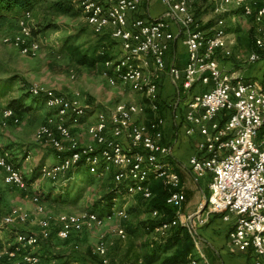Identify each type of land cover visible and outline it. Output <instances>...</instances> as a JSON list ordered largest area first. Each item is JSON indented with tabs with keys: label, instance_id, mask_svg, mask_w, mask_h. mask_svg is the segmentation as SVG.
Listing matches in <instances>:
<instances>
[{
	"label": "built area",
	"instance_id": "obj_1",
	"mask_svg": "<svg viewBox=\"0 0 264 264\" xmlns=\"http://www.w3.org/2000/svg\"><path fill=\"white\" fill-rule=\"evenodd\" d=\"M148 0H74L83 17L97 35H109L118 45L119 54L102 64V76L112 87L128 88L141 102L120 103L107 110L37 85L28 92L39 98L51 113L37 131V139L53 148L56 162L44 164L41 175L54 182L67 181L78 168L88 167L100 179L113 178L115 192L112 209L101 215L87 211L47 216L42 199L33 196L36 212L43 216L39 234H17L12 243H0V255L20 258L22 264H41L36 249L51 239L65 242L85 231L119 222L120 241L128 239L129 205L137 198H154L152 183L160 181L167 188L166 204L175 211L172 220L166 213L151 212L144 231L161 240L176 228H185L194 243V251L181 264H213L203 249L200 230L219 215L233 224L231 246L246 253L252 251L256 264H264V85L227 72L222 64L235 58L234 41L228 31L226 14L230 8L253 18L255 51L240 64L251 66L264 53V0H209L214 3L216 24L204 28L196 17V0H160L166 11L156 20L141 16ZM33 11H23L17 18L18 32L4 38L24 56H34L42 45L34 34ZM181 38L187 63L180 68L169 64L167 56ZM165 78L175 98L174 112L184 111L181 124L185 135L198 134L197 154L189 160L194 181L210 177V195L193 214L183 218L186 201L182 179L174 167L173 147L164 142L166 120L161 112V81ZM264 80V75H263ZM199 87L201 89H199ZM148 110L153 118L148 119ZM3 124L20 123L11 109L2 112ZM176 117H179L177 114ZM85 128L92 143L83 146L76 130ZM0 170L7 186L28 191L29 186L9 155H0ZM62 183V184H63ZM63 184V185H64ZM117 207V204L120 203ZM30 216L13 209L3 218V225H24ZM93 254L103 264H110L108 242L102 238Z\"/></svg>",
	"mask_w": 264,
	"mask_h": 264
},
{
	"label": "rangeland",
	"instance_id": "obj_2",
	"mask_svg": "<svg viewBox=\"0 0 264 264\" xmlns=\"http://www.w3.org/2000/svg\"><path fill=\"white\" fill-rule=\"evenodd\" d=\"M58 1L43 0L33 10L32 24L35 28V37L42 45L41 51L34 56H24L14 47L4 44V38L13 37L18 32L15 21L18 16L0 17V155L8 154L10 162L17 167L29 184L28 191L7 186L4 182V173L0 170V243L14 242L17 234L30 236L39 234V222L43 216L36 212L34 195L41 197L45 208L44 215L80 214L102 208L101 202L112 187L110 177L100 179L85 166L70 173L65 184L62 181L54 183L41 175L39 168L42 165H52L56 162L55 150L37 139L38 129L51 113L43 102L33 103L35 99L28 96L29 87L37 85L45 90L79 96L84 103L102 110L120 103H140L142 100L128 88L109 85L102 76L100 64L90 67L78 63L74 49L80 54L92 51L100 36L94 33L81 10L74 4L71 5L69 13L56 11L53 6ZM214 6L209 0L195 1L194 12L197 15V12L201 11V16H197L204 28H209L217 22L213 13ZM226 18L228 31L235 41V55L246 61L254 50V20L233 8L229 9ZM107 47L111 55L119 54L116 43L109 41ZM262 61L264 53L255 66L264 65L260 63ZM241 66L237 69L250 68L246 63ZM24 96L29 97L27 106L31 109L20 115L18 125L9 123L4 126L3 110L8 108L12 101ZM88 137L87 130L81 128L77 138L83 146L92 143L88 142ZM121 203H118L117 207ZM128 208L131 218L127 224L134 233L128 232L126 241L117 238L116 231L120 223H109L101 229L85 231L82 235L76 236L72 245L53 239L47 243L54 245L46 249L42 243L36 249L41 264H53L55 260H57L55 264H71L79 255L85 256L83 264H100L98 260L91 258L89 253L94 251L102 238L108 242L110 264H141L140 259L145 254L157 250L161 240L141 229L150 219L147 210L136 207L134 201ZM13 209L26 212L30 216L29 221L14 227L3 225V218ZM76 245L78 250L75 249ZM63 251L70 254H63ZM20 260V258L11 260L5 255H0V264H22Z\"/></svg>",
	"mask_w": 264,
	"mask_h": 264
},
{
	"label": "crops",
	"instance_id": "obj_3",
	"mask_svg": "<svg viewBox=\"0 0 264 264\" xmlns=\"http://www.w3.org/2000/svg\"><path fill=\"white\" fill-rule=\"evenodd\" d=\"M166 8L163 6L160 0H148L142 7L141 16L146 20H156L163 16ZM23 10L16 9L11 13V16H19ZM18 18V17H17ZM17 18L15 19L17 23ZM231 39L232 35L230 34ZM235 43V41H234ZM235 44H234V54H235ZM233 60V61H231ZM225 60L222 62L225 70L236 76H241L246 80H254L263 83L264 75V65H259L258 67L254 65L249 66V69L238 70V67H242L240 63L236 61V55L234 59ZM167 62L169 64L176 63L180 68H184L187 63V54L186 49L181 38L177 39L173 44L171 50L167 56ZM264 64V61L260 62ZM257 64V63H256ZM255 66V67H253ZM102 69V66H101ZM167 80L163 78L161 81V100L163 109L162 114L165 117V139L164 142L173 147L174 151V167L177 173L182 179V184L184 192L186 195V201L183 205L182 216L183 218L195 213L200 206H202L210 195L209 184L210 177H206L201 180L200 183H196L193 178V174L190 169L189 160L190 158L197 154V143L200 141L201 137L196 134L193 137H188L185 135L184 126L181 124L184 117V111L174 112L170 109V103L175 98L173 91L166 84ZM199 89H201L199 87ZM151 112V110H149ZM179 117H176V115ZM153 118V113H148V120L150 121ZM80 129L76 130L78 135ZM88 142H92L90 137L87 138ZM136 207L139 209H145L146 203L141 198L134 200ZM147 216L151 220V212L147 213ZM148 220V221H149ZM109 224V223H108ZM144 226V225H143ZM142 226V231L144 227ZM233 231V224L225 222L221 216H213L204 228L200 230V234L203 240V249L207 257L213 264H256V256L252 251L242 253L231 246V233ZM161 240V239H160ZM58 241V240H57ZM52 242V241H51ZM62 242V241H60ZM73 242V241H72ZM72 242H69V244ZM76 243V242H75ZM74 243V245H75ZM162 243V240H161ZM160 243V244H161ZM52 244H45L43 248L49 249ZM77 248V245L75 246ZM153 247V246H152ZM60 251V250H58ZM36 254L38 252L36 251ZM63 254H70V252H64ZM74 257L75 254H73ZM85 257V256H84ZM83 255H79L71 264H83L84 263ZM144 257V256H143ZM141 264H144L143 258L139 261ZM42 263V261H41ZM57 263V260L53 264Z\"/></svg>",
	"mask_w": 264,
	"mask_h": 264
},
{
	"label": "trees",
	"instance_id": "obj_4",
	"mask_svg": "<svg viewBox=\"0 0 264 264\" xmlns=\"http://www.w3.org/2000/svg\"><path fill=\"white\" fill-rule=\"evenodd\" d=\"M43 0H0V17L4 15H10L11 13L16 10H23V11H33L35 6ZM74 4L76 7L74 0H59L58 2L54 3L53 8L56 11L63 12V13H69L71 10V5ZM198 16H201V11L199 10L197 12ZM196 17L198 18V16ZM36 35V33L34 32ZM100 40L98 41L97 45L93 48L92 51H87L83 54H80L79 52H76L77 49H74V52L77 53L78 57V63L80 65H86L90 67H96L97 65H101L108 59H111L113 55L110 54L109 47H107V43L109 41L116 43L109 35H99ZM117 44V43H116ZM255 41H254V50L255 51ZM28 92V91H27ZM28 96L32 97L30 93L28 92ZM28 96L21 97L17 100H14L10 103L7 109L13 110L19 117L22 115V113L29 111L31 108L30 106H27V101L29 100ZM34 98V97H32ZM33 103H37V101H41L39 98H34ZM42 102V101H41ZM163 109H161V112ZM148 113L151 112L148 110ZM43 166V165H42ZM39 168L41 172V168ZM78 168L77 170H79ZM75 170V171H77ZM72 173V172H71ZM111 178L112 187H110L109 192L107 193L106 197L103 198L102 208H99L98 212L101 215H104L108 213L113 205H114V199L116 197L115 192L113 191L114 184H113V178ZM27 182V181H26ZM28 184V182H27ZM29 186V184H28ZM152 192L154 194V198L146 203L145 210L147 212H152L154 210H158L162 213H166L167 217L166 220H172L175 216V211L168 207L166 204L167 197L169 196V192L167 188L163 185L162 182L156 181L152 183ZM132 208L130 211L132 212ZM159 221H146L143 225L146 226L147 223H158ZM129 223V222H128ZM128 232L134 233V230H132L131 227L128 226ZM76 236H73L70 240L65 241L63 243H69L72 242L73 239ZM53 239H57L56 231L53 232L51 239L44 242V244H47V242H51ZM60 241V240H58ZM76 250L78 248L75 247ZM194 251V243L189 235V233L186 231L185 228H176L172 231L169 237H167L165 240H162V243L160 244L159 248L157 250H154L151 253L145 254L143 257L144 264H181L187 260V258L193 253ZM89 256L93 258L94 260H98L100 264H103L101 259L93 254V252L89 253Z\"/></svg>",
	"mask_w": 264,
	"mask_h": 264
}]
</instances>
